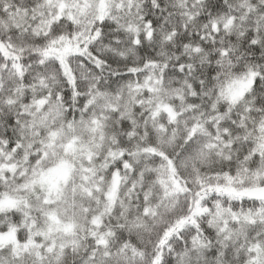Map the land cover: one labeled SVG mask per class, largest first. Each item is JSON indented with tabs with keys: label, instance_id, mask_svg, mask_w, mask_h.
I'll use <instances>...</instances> for the list:
<instances>
[{
	"label": "snow or ice",
	"instance_id": "obj_1",
	"mask_svg": "<svg viewBox=\"0 0 264 264\" xmlns=\"http://www.w3.org/2000/svg\"><path fill=\"white\" fill-rule=\"evenodd\" d=\"M0 264H264V0H0Z\"/></svg>",
	"mask_w": 264,
	"mask_h": 264
}]
</instances>
